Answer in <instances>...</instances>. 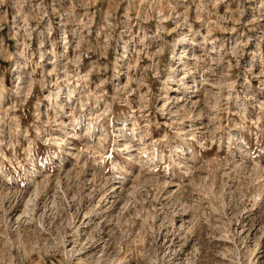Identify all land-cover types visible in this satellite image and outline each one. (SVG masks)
Segmentation results:
<instances>
[{
    "label": "rangeland",
    "instance_id": "obj_1",
    "mask_svg": "<svg viewBox=\"0 0 264 264\" xmlns=\"http://www.w3.org/2000/svg\"><path fill=\"white\" fill-rule=\"evenodd\" d=\"M0 264H264V0H0Z\"/></svg>",
    "mask_w": 264,
    "mask_h": 264
},
{
    "label": "bare ground",
    "instance_id": "obj_2",
    "mask_svg": "<svg viewBox=\"0 0 264 264\" xmlns=\"http://www.w3.org/2000/svg\"><path fill=\"white\" fill-rule=\"evenodd\" d=\"M18 78H20V76H17V79ZM56 104H58V102L56 101ZM61 107V106H60ZM62 108V107H61ZM87 130H89V127H87ZM68 150H74V149H72L71 147H70V149H68Z\"/></svg>",
    "mask_w": 264,
    "mask_h": 264
}]
</instances>
